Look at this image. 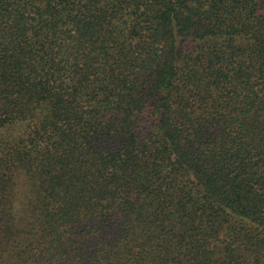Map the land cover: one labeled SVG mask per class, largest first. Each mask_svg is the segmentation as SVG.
Segmentation results:
<instances>
[{
	"label": "trees",
	"instance_id": "trees-1",
	"mask_svg": "<svg viewBox=\"0 0 264 264\" xmlns=\"http://www.w3.org/2000/svg\"><path fill=\"white\" fill-rule=\"evenodd\" d=\"M0 264H264V0H0Z\"/></svg>",
	"mask_w": 264,
	"mask_h": 264
},
{
	"label": "clouds",
	"instance_id": "clouds-1",
	"mask_svg": "<svg viewBox=\"0 0 264 264\" xmlns=\"http://www.w3.org/2000/svg\"><path fill=\"white\" fill-rule=\"evenodd\" d=\"M22 210L23 209L20 203L16 201L10 202V208H9L10 213L15 214V213L21 212Z\"/></svg>",
	"mask_w": 264,
	"mask_h": 264
}]
</instances>
